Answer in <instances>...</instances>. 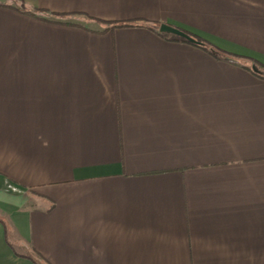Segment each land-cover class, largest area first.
<instances>
[{"label":"crops","instance_id":"obj_1","mask_svg":"<svg viewBox=\"0 0 264 264\" xmlns=\"http://www.w3.org/2000/svg\"><path fill=\"white\" fill-rule=\"evenodd\" d=\"M253 65L264 0H0V264H264Z\"/></svg>","mask_w":264,"mask_h":264},{"label":"trees","instance_id":"obj_2","mask_svg":"<svg viewBox=\"0 0 264 264\" xmlns=\"http://www.w3.org/2000/svg\"><path fill=\"white\" fill-rule=\"evenodd\" d=\"M22 10L35 16V17H38V16H41L42 15V18L45 19L47 15L49 16H52V15H56V14H53V13H50L48 11H45V10H42V9H38V8H29L27 7L25 4L22 6ZM104 24L107 25V29H114V28H117V27H131V26H135L136 24L132 21H128V22H109V21H100ZM179 38V37H178ZM199 43L196 44V45H199L200 47H202L203 49L207 50V51H210L213 53V55H215L216 57L218 58H226V59H230L232 58V55H230L229 53H226L216 47H213L209 44H207L206 42H204L202 39L200 38H197L195 37ZM181 40L185 41V42H189L183 38H180ZM191 43V42H190ZM254 67L257 68V65H253L251 66L252 70L257 73L259 76L263 77L264 78V73L260 70H256L254 69Z\"/></svg>","mask_w":264,"mask_h":264},{"label":"water","instance_id":"obj_3","mask_svg":"<svg viewBox=\"0 0 264 264\" xmlns=\"http://www.w3.org/2000/svg\"><path fill=\"white\" fill-rule=\"evenodd\" d=\"M160 31L163 33L174 35V36L179 37V38H183V39H185V40H187L193 44L199 43V41L195 37L191 36L190 34L183 31L182 29L171 26L169 24H161L160 25ZM254 69L257 70L256 67H254Z\"/></svg>","mask_w":264,"mask_h":264},{"label":"rangeland","instance_id":"obj_4","mask_svg":"<svg viewBox=\"0 0 264 264\" xmlns=\"http://www.w3.org/2000/svg\"><path fill=\"white\" fill-rule=\"evenodd\" d=\"M257 69H259L260 71L263 70L259 65H257Z\"/></svg>","mask_w":264,"mask_h":264}]
</instances>
